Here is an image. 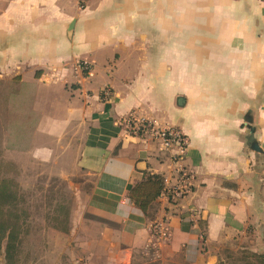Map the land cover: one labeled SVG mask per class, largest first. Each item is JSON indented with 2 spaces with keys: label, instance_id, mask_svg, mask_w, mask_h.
Listing matches in <instances>:
<instances>
[{
  "label": "crops",
  "instance_id": "1",
  "mask_svg": "<svg viewBox=\"0 0 264 264\" xmlns=\"http://www.w3.org/2000/svg\"><path fill=\"white\" fill-rule=\"evenodd\" d=\"M131 115L180 131L185 154L137 136ZM0 128L29 132L6 153L90 184L40 264L264 256L258 0H0ZM147 175L164 187L144 213L128 188Z\"/></svg>",
  "mask_w": 264,
  "mask_h": 264
},
{
  "label": "rangeland",
  "instance_id": "2",
  "mask_svg": "<svg viewBox=\"0 0 264 264\" xmlns=\"http://www.w3.org/2000/svg\"><path fill=\"white\" fill-rule=\"evenodd\" d=\"M28 134L0 128V193L11 194L6 201L11 203L8 210L21 217V241L15 255L18 264H40L47 254H57V235L68 232L71 216L84 204L90 184L83 174L62 177L57 164L48 157L34 162L6 153L4 142L19 147L16 145L24 143ZM257 260L247 251L229 248L218 264H250ZM0 264H7L3 256Z\"/></svg>",
  "mask_w": 264,
  "mask_h": 264
},
{
  "label": "trees",
  "instance_id": "3",
  "mask_svg": "<svg viewBox=\"0 0 264 264\" xmlns=\"http://www.w3.org/2000/svg\"><path fill=\"white\" fill-rule=\"evenodd\" d=\"M163 187L164 182L160 176L147 175L141 183L130 186L128 190L131 200L146 213L150 205L161 195ZM9 195L11 194L8 192L0 193V256L4 257L7 264H18L15 255L18 252L17 245L21 241V217L11 215L8 210L11 205L6 202L11 197ZM257 257V263L250 264H264V256Z\"/></svg>",
  "mask_w": 264,
  "mask_h": 264
},
{
  "label": "built area",
  "instance_id": "4",
  "mask_svg": "<svg viewBox=\"0 0 264 264\" xmlns=\"http://www.w3.org/2000/svg\"><path fill=\"white\" fill-rule=\"evenodd\" d=\"M261 4L264 5V0H258ZM88 0H78L79 9H85ZM81 69L89 74V64L83 62L80 64ZM91 73V72H90ZM105 95H109V91H105ZM126 125L133 130V132L137 135H151L156 140L160 141L162 146L166 149L177 148L178 155L177 157H181L185 154L188 142L186 138L180 133V131L172 128H156L155 123L150 122L146 119H138L131 115L126 120ZM180 173L184 172L183 169L179 168Z\"/></svg>",
  "mask_w": 264,
  "mask_h": 264
},
{
  "label": "water",
  "instance_id": "5",
  "mask_svg": "<svg viewBox=\"0 0 264 264\" xmlns=\"http://www.w3.org/2000/svg\"><path fill=\"white\" fill-rule=\"evenodd\" d=\"M182 102H183V100H182V99H179V100H178V104H179V106H181V105H182ZM256 150H258V148H256Z\"/></svg>",
  "mask_w": 264,
  "mask_h": 264
}]
</instances>
